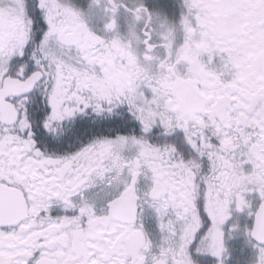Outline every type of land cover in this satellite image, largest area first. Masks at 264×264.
<instances>
[{
	"label": "snow or ice",
	"instance_id": "1",
	"mask_svg": "<svg viewBox=\"0 0 264 264\" xmlns=\"http://www.w3.org/2000/svg\"><path fill=\"white\" fill-rule=\"evenodd\" d=\"M0 264H264V0H0Z\"/></svg>",
	"mask_w": 264,
	"mask_h": 264
}]
</instances>
